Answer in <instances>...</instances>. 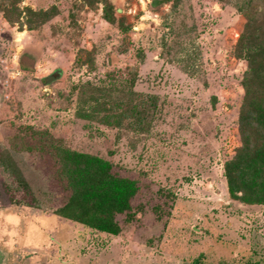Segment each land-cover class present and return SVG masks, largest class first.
<instances>
[{
  "label": "rangeland",
  "instance_id": "rangeland-1",
  "mask_svg": "<svg viewBox=\"0 0 264 264\" xmlns=\"http://www.w3.org/2000/svg\"><path fill=\"white\" fill-rule=\"evenodd\" d=\"M151 1L0 0V151L38 202L9 199L0 163V264H264V202L233 197L223 167L246 20L234 0ZM64 150L134 184L108 206L118 232L55 213Z\"/></svg>",
  "mask_w": 264,
  "mask_h": 264
},
{
  "label": "trees",
  "instance_id": "trees-1",
  "mask_svg": "<svg viewBox=\"0 0 264 264\" xmlns=\"http://www.w3.org/2000/svg\"><path fill=\"white\" fill-rule=\"evenodd\" d=\"M152 1L150 7L154 8ZM233 7L246 20L232 51L237 59L245 62V69L240 77L243 92L236 120L240 145L233 155L224 160V174L228 191L233 197L263 203L264 0H234ZM50 79L52 75L43 77L45 81ZM0 163L22 192L19 199L10 193L9 199L16 204L38 207L28 181L7 150L0 151ZM111 167L109 162L96 156L64 150L61 170L71 185L73 194L64 205L56 208L55 213L102 231L118 232V226L109 216L108 211L111 209L108 206L117 202L124 206L121 208L123 210L127 196L132 195L136 188L123 178L115 177ZM237 192L241 194L238 195ZM95 194H101L103 199L101 202L97 201L92 208ZM121 198L124 201H118Z\"/></svg>",
  "mask_w": 264,
  "mask_h": 264
},
{
  "label": "water",
  "instance_id": "water-1",
  "mask_svg": "<svg viewBox=\"0 0 264 264\" xmlns=\"http://www.w3.org/2000/svg\"><path fill=\"white\" fill-rule=\"evenodd\" d=\"M52 75V77L55 75V74H51Z\"/></svg>",
  "mask_w": 264,
  "mask_h": 264
}]
</instances>
